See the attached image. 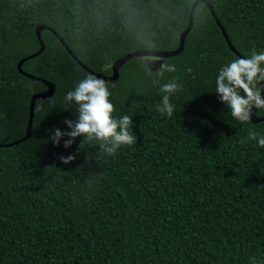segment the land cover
<instances>
[{
  "label": "trees",
  "instance_id": "1",
  "mask_svg": "<svg viewBox=\"0 0 264 264\" xmlns=\"http://www.w3.org/2000/svg\"><path fill=\"white\" fill-rule=\"evenodd\" d=\"M195 1L0 0V264H264V148L247 139L249 130L264 135V120L233 119L215 92L222 65L264 51V0H207L233 49L207 3L190 18ZM126 3L137 13L131 26L116 7ZM43 25L44 49L21 69L54 93L36 99L23 138L31 96L46 85L17 62L38 50ZM187 28L182 51L161 62L175 72L159 79L161 64L146 68L136 55L109 82L113 115L133 116L137 143L107 155L95 141L78 151L81 137L68 148V137L49 139L70 130L63 121L77 106L65 94L90 73L58 36L111 75L127 53L177 48ZM174 77L182 89L168 117L156 105Z\"/></svg>",
  "mask_w": 264,
  "mask_h": 264
},
{
  "label": "clouds",
  "instance_id": "2",
  "mask_svg": "<svg viewBox=\"0 0 264 264\" xmlns=\"http://www.w3.org/2000/svg\"><path fill=\"white\" fill-rule=\"evenodd\" d=\"M116 7L126 25L131 26L137 22V13L131 3L118 4ZM100 8L107 11L104 5ZM154 59L153 56H145L143 61L145 67L147 68L148 63L153 62ZM186 70L192 71L191 68ZM175 71V64L165 62L161 64L157 74L159 79H162L166 72ZM159 79L152 82L153 86L159 83ZM261 82H264V51L257 52L252 49L250 55L237 56L219 68L215 78V92L219 101L230 110L231 117L246 123L252 121L254 107L257 111L264 109V96H262L264 84ZM181 89L182 85L175 77L160 86L163 96L156 105V110L161 115L172 117L175 106L170 97ZM111 95L109 81L92 73L85 75L64 97L66 103L74 102L77 106L76 118L63 121L70 130L64 131L57 127L49 139L59 146L61 138L68 137L64 140V147L68 148L77 137H81L78 151L85 141H95V144H98L101 151L107 155H114L122 146L137 143L138 138L132 130L133 116L127 114L118 118L114 116L115 105L110 100ZM247 139L257 141L258 146L264 148V135L249 130ZM241 143H244L243 139ZM59 159L62 163L68 164L76 159V154L61 155ZM249 260L251 264H257L255 257H249Z\"/></svg>",
  "mask_w": 264,
  "mask_h": 264
},
{
  "label": "water",
  "instance_id": "3",
  "mask_svg": "<svg viewBox=\"0 0 264 264\" xmlns=\"http://www.w3.org/2000/svg\"><path fill=\"white\" fill-rule=\"evenodd\" d=\"M198 2H205L208 4L209 8H210V11H211V14L212 16L214 17V19L216 20V22H218V24L220 25L222 31L224 32V28L223 26L219 23V20L217 19L215 13L213 12L212 8L210 7V4L207 0H196L193 5H192V9H191V12H190V18H191V14H192V11L194 9V7L197 5ZM189 25H191V19H190V23ZM190 27V26H188ZM45 28H49L48 26H38L36 28V35H37V39L39 41V48L36 52L26 56V57H23L22 59H20L18 62H17V67H18V70L21 71L23 74L29 76L30 78H35L37 80H40L42 81L43 83H45L46 85V89L41 91V92H36L34 94H32L31 96V99H30V104H29V114H28V120H27V125H26V129H25V135L23 138H27L30 136V127L32 125V121H33V115H34V108H35V101L36 99L38 98H46L48 96H52V94L54 93V84L47 81V80H44L40 77H36L35 75H32V74H29L25 71H23L21 69V65L22 63L30 58V57H33L35 55H38L39 53H41L44 49V42H43V39L41 37V34H40V31L42 29H45ZM188 28L186 30H184L181 35H180V41H179V45L177 48L173 49V50H168V51H153V50H138V51H133V52H130V53H127L125 55H123L122 57L118 58L111 66V70H112V73L111 75H105L101 72H95V71H92L91 69H89L87 66H85L74 54L73 52L71 51V49L68 47V45H66V43L63 41V39H61V37L58 36V38L60 39V41L63 43V45L66 47V49L69 51V53L76 59V61L83 67L85 68L87 71H89L90 73L94 74V75H97L98 77L100 78H103L109 82H113L116 80L117 76H118V70H119V67L126 61L128 60L129 58L133 57V56H136V55H141L143 57L145 56H153L155 59L153 62H150L148 63V66L149 68L151 69H155L156 66H159L161 64V62H163L165 60V58L171 56V55H177L178 53H180L183 49V39H184V35L185 33L187 32ZM224 36H225V39L227 40V43L229 45V47H231L233 49V46L229 40V38L227 37L226 33L224 32L223 33ZM262 84H264V82H261ZM262 96H264V91H262ZM257 109H255V107L253 108V115H252V120L253 121H260V120H264V116L262 117H257L255 115V112H256ZM18 141H15L14 143H17ZM1 145V144H0ZM8 145V144H6Z\"/></svg>",
  "mask_w": 264,
  "mask_h": 264
}]
</instances>
